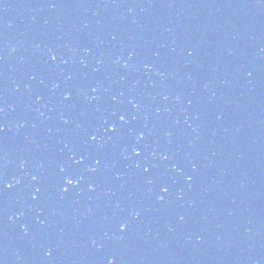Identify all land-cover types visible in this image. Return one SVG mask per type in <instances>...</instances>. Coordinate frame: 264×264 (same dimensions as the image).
Here are the masks:
<instances>
[{
    "label": "water",
    "instance_id": "1",
    "mask_svg": "<svg viewBox=\"0 0 264 264\" xmlns=\"http://www.w3.org/2000/svg\"><path fill=\"white\" fill-rule=\"evenodd\" d=\"M0 264H264V0H0Z\"/></svg>",
    "mask_w": 264,
    "mask_h": 264
},
{
    "label": "snow or ice",
    "instance_id": "2",
    "mask_svg": "<svg viewBox=\"0 0 264 264\" xmlns=\"http://www.w3.org/2000/svg\"><path fill=\"white\" fill-rule=\"evenodd\" d=\"M52 58L55 59L56 57L53 56ZM121 119H123V117H121ZM91 139H92V140H95V139H96V136L93 135V136L91 137ZM73 182H74L73 179H68V180H67V183H68V184H73ZM66 190H67V189H65V191H66ZM165 191H167V189H165ZM121 227L124 228V227H127V225H121ZM49 255H51V253H49Z\"/></svg>",
    "mask_w": 264,
    "mask_h": 264
}]
</instances>
